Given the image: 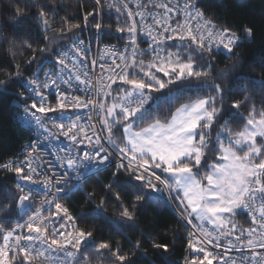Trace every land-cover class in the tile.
I'll return each instance as SVG.
<instances>
[{
    "label": "snow or ice",
    "instance_id": "obj_1",
    "mask_svg": "<svg viewBox=\"0 0 264 264\" xmlns=\"http://www.w3.org/2000/svg\"><path fill=\"white\" fill-rule=\"evenodd\" d=\"M132 3L92 0L91 9L79 13L82 23L60 15L62 0L10 5L13 27L31 22L45 46L25 39L36 34L30 27L10 35L0 27L9 53L17 44L31 53L25 70L13 63V71L0 73V91L19 88L17 100H31L21 109L25 122L41 129L45 142L66 140L69 146L56 155L60 175L49 172L53 165L42 160L39 139L27 145L23 159L0 163V172L15 180L8 203H0L5 213L0 216V264H92L86 253L93 246L96 264H135L134 254L119 243L95 244L93 232L77 223L87 216L103 218V200L94 212L78 216L61 203L70 198L65 190L69 173L80 190L79 182L98 170H111L103 187L120 203L126 221L135 223L136 213L153 201L175 204L187 230L189 255L183 264H264V80L234 73L238 87L233 89L209 78L216 56L236 61L221 78L242 63L239 46L252 38L253 28L217 23L220 17L209 14L205 0ZM106 19L123 34L122 47L99 44L111 27ZM85 29L94 33L95 42ZM141 35L149 38L146 48L140 47ZM94 46L102 47L104 62L90 58ZM251 86L259 87V101ZM233 93L242 98L230 101ZM82 110L88 111L86 120L79 115ZM115 189L132 197L127 206ZM241 214L250 221L247 228L236 222ZM132 247L146 255L141 241ZM151 247L174 254L160 236Z\"/></svg>",
    "mask_w": 264,
    "mask_h": 264
},
{
    "label": "trees",
    "instance_id": "obj_2",
    "mask_svg": "<svg viewBox=\"0 0 264 264\" xmlns=\"http://www.w3.org/2000/svg\"><path fill=\"white\" fill-rule=\"evenodd\" d=\"M17 0H0V27L5 29L4 34L10 35L14 31H24L25 27H30L35 35L26 36L29 42L34 43V47L45 46L42 36L39 35L35 25L27 22L26 25L19 29L13 27L8 16L11 13V4ZM65 8L60 9L61 16H67L70 20L75 18L82 23L79 16L80 12L88 11L92 7V0H62ZM211 8V12L220 19L217 23L227 22L229 25L239 29L240 26H250L253 28V36L250 40L243 42L239 46L238 58L242 62L238 65L234 72H228L227 75L221 78L220 73L225 69L233 68L235 59H228L227 55L216 56L213 60L214 68L209 74V78L216 77L217 82L221 83L224 88L236 89L238 86L233 82L234 73L246 74V77H252L257 80H264V0H205ZM34 15V14H33ZM106 25H111L107 28V34L103 37V42L122 45L121 36L123 34L115 31L116 25L112 20H105ZM53 28H58L59 24H53ZM49 37L52 33L48 34ZM85 36L91 38L95 42L94 33L85 29ZM9 45L5 41H0V73L13 71L12 64L17 63L21 66L22 71L25 70V60L30 58V51L25 50L22 45H15L12 48V53L7 50ZM39 56V54H37ZM148 59V57H144ZM51 67L49 63L45 67V71ZM241 85L247 83V80H242ZM115 87V86H113ZM174 87V86H173ZM254 88L252 96L259 101V87ZM21 90L13 85L8 86L7 91H0V163L15 157L23 145L31 140V134L25 130L23 125L17 119V113L22 105L29 103V100H17V95ZM26 95V93H25ZM242 95L233 93L230 95L232 99H241ZM19 103L20 107H17ZM259 107V104L257 105ZM164 111L167 106H164ZM241 111H246L242 108ZM163 119V116H161ZM118 139L117 137H114ZM7 177V178H6ZM111 179V170H103L97 175L87 179L80 190L75 188L70 189V198L62 200L74 215L81 213H91L95 211L97 204L104 201L103 218L96 216H87L77 223L80 227L93 232L95 244L101 241H109L113 244L119 243L124 252L132 255L135 264H183L184 257L187 256L186 251V229L182 226L180 219L176 215V211L172 204L163 202L157 203L153 201L144 211L137 212L135 223L126 221L121 216L120 203L110 196L104 189L103 185ZM123 179V177H121ZM15 180L11 173L0 172V196L3 197L0 203H8L9 192H14ZM121 192V200L127 206L132 200L131 196H124L122 189H115ZM92 193L91 200L87 198V194ZM167 194L165 193V196ZM38 209L37 206H35ZM12 216H16V211H12ZM28 214H31L29 212ZM5 213H0V216ZM27 219V215L23 217ZM239 226L246 227L248 221L241 214L239 216ZM123 225V227H117ZM131 225V228L128 227ZM153 229H156L153 231ZM173 229V231H168ZM163 237L170 244L169 252L164 253L159 250H153L151 240L156 237ZM131 241V243H130ZM136 241L142 242L143 255L141 251L132 247ZM86 255L91 260L92 264H96L94 246L89 249Z\"/></svg>",
    "mask_w": 264,
    "mask_h": 264
},
{
    "label": "built area",
    "instance_id": "obj_3",
    "mask_svg": "<svg viewBox=\"0 0 264 264\" xmlns=\"http://www.w3.org/2000/svg\"><path fill=\"white\" fill-rule=\"evenodd\" d=\"M129 3H130V6L134 7V4L132 3V0H129ZM172 3L175 4L176 3V0H172ZM141 40H143L144 42L141 43L140 47L141 48H146L147 47V43L149 41V38L147 36H143L141 35V37L139 38ZM99 44L101 46L103 45H107V44H113V45H116L117 47H122V45H118V44H114V43H109V42H103L102 40L99 41ZM102 47L101 48H97V47H93L92 51L89 53V56L90 58L92 59H97L98 62H104V61H101L100 60V57L102 55ZM49 70V69H48ZM47 71V70H46ZM100 70L99 68L97 67L96 69V72L98 73ZM63 87V85H62ZM27 95V93H26ZM31 103V100H29V104ZM24 107V105L21 106L19 112L17 113V119L18 121L23 125V127L25 128V130L27 132H29L31 134V140H29L28 142H26L22 149L20 150V152L13 158L11 159H17V158H20V159H23V151L26 149L27 145L32 142L33 140L35 139H39L42 144H43V155H42V160L43 161H46L47 163L49 164H52L53 167L48 169L49 172H53L55 171L57 173V175H60L63 173V170L62 169H59L58 167H56V165L58 164L57 160H56V155L57 154H62V150L67 148L69 146V142L64 140V141H51L50 143H47L45 142V136L44 134L42 133L41 129H39L35 124H32V125H29L28 123L25 122V115L24 113L21 111V109ZM87 114H88V111L87 110H82L79 115H81L82 117L85 118V120L87 119ZM92 122L93 123H96L97 122V117L95 115H93L92 117ZM50 127V125H49ZM97 127L99 128V125L97 124ZM101 135H105V133L101 132ZM8 161V160H7ZM101 171L103 170H98V171H95V174L94 175H90L89 178L97 175L98 173H100ZM5 173V172H3ZM88 178V179H89ZM66 179L69 181L67 187H66V191L68 192L70 189L74 188V185L77 183L76 181V178L73 174L69 173L66 177ZM85 181H80L79 183H81L83 185ZM54 191V189H53ZM49 199L51 198L50 196L48 197ZM40 199H44V196L41 195L40 196ZM62 203V201H61ZM38 207V209L40 208V204L39 203H36V205ZM172 206L174 207L175 209V204H172ZM248 221V225L245 227L247 228L250 224V221L248 220L247 216L244 215ZM219 251V250H217ZM187 255H189V253L187 252ZM231 256L233 257H238L240 254L238 252H232L230 253Z\"/></svg>",
    "mask_w": 264,
    "mask_h": 264
},
{
    "label": "rangeland",
    "instance_id": "obj_4",
    "mask_svg": "<svg viewBox=\"0 0 264 264\" xmlns=\"http://www.w3.org/2000/svg\"><path fill=\"white\" fill-rule=\"evenodd\" d=\"M239 216H240V215H238V216L236 217V222H237L238 225H239V223H240V222H239V219H238Z\"/></svg>",
    "mask_w": 264,
    "mask_h": 264
}]
</instances>
